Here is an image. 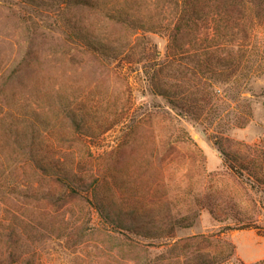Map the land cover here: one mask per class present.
Returning <instances> with one entry per match:
<instances>
[{"label":"rangeland","instance_id":"obj_1","mask_svg":"<svg viewBox=\"0 0 264 264\" xmlns=\"http://www.w3.org/2000/svg\"><path fill=\"white\" fill-rule=\"evenodd\" d=\"M32 8L29 0H0V264H191L204 253L225 258L218 264H264V183L231 167L221 146L264 147V13L254 22L252 55L240 86L231 91L235 97L208 126L178 115L164 98L147 95L139 64L108 65L80 51L44 16L31 22ZM52 14L51 20L59 15ZM68 15L95 23L102 33H129L93 9L73 7ZM151 36L166 46L163 33ZM61 89L77 97L92 123L118 113L115 105L127 121L105 132L69 133L48 99ZM41 104L58 123L45 143L71 146L83 168L102 177L99 192L114 199L125 216L137 208L138 221L150 227L152 237L141 236L143 244L136 246L127 233L120 240L94 231L105 220L98 211L90 219L88 201H77L67 212L72 226L87 222L84 234L62 235L45 220V234L13 233L15 154L2 118L19 123L17 112L30 116L29 109ZM239 116L249 120L238 125ZM55 220L59 225L61 217Z\"/></svg>","mask_w":264,"mask_h":264},{"label":"trees","instance_id":"obj_2","mask_svg":"<svg viewBox=\"0 0 264 264\" xmlns=\"http://www.w3.org/2000/svg\"><path fill=\"white\" fill-rule=\"evenodd\" d=\"M46 1L51 2L49 6L43 4ZM29 2L33 5L31 22L37 23L36 17L44 16L43 19L52 22L51 29H61L64 39L73 47L108 65L139 64L147 95L164 98L165 105L178 115L208 126L214 123V113L222 116L220 106L235 97L231 91L240 86V74L252 55L249 46L254 22L264 13V0ZM73 7L96 10L105 19L126 27L129 33L126 36L102 33L95 23L83 24L80 19L69 16ZM52 11H57L59 17L51 20ZM153 33L165 35L164 48L153 41ZM48 99L55 104L60 121L69 124V133L105 132L127 121L120 106L115 105L118 113L95 121L98 124L92 123L78 106L77 97L66 89L50 94ZM46 110L41 104L29 109L30 116L23 115V111L17 112L15 118L21 119L19 123L6 122L2 118L12 137L15 154L14 181L9 182L15 206L13 233L18 238L45 234L40 226L45 220L49 230L60 231L62 235L84 234L87 222L72 226L67 212L77 201H88L91 203L90 219L98 211L105 220L93 227L94 231H104L120 240H125L127 233L136 246L143 244L141 236L152 235L150 227L138 221V209H131V218L125 216L123 208L115 206L114 199L99 192L97 187L102 177L84 169L82 161L73 156L71 146L56 141L45 143L43 138L58 127V123H52L51 112ZM248 120L239 116L236 124L243 125ZM221 146L231 167L246 170L264 183V147L240 151L229 149L225 144ZM55 217H61L59 225ZM80 242L83 239L75 243ZM224 259L217 254L204 253L197 263L218 264Z\"/></svg>","mask_w":264,"mask_h":264}]
</instances>
